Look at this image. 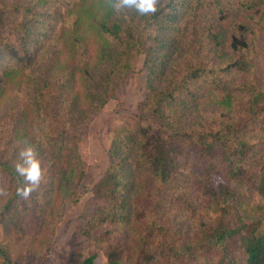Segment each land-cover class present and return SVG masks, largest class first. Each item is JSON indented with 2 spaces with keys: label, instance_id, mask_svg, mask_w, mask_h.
Instances as JSON below:
<instances>
[{
  "label": "trees",
  "instance_id": "obj_1",
  "mask_svg": "<svg viewBox=\"0 0 264 264\" xmlns=\"http://www.w3.org/2000/svg\"><path fill=\"white\" fill-rule=\"evenodd\" d=\"M162 4L141 16L117 14L106 0H0V218L15 227L21 214L37 216L44 227L58 204L79 199L81 130L121 96L124 79L143 72L136 120L113 130L91 189L102 204L80 233L101 246L104 264H264L259 221L232 206L235 184L252 177L264 195V130L246 135L264 116V78L255 73L264 0ZM26 146L45 180L22 200L16 164ZM204 205L211 222L180 234L181 217ZM0 256L11 264L2 244Z\"/></svg>",
  "mask_w": 264,
  "mask_h": 264
},
{
  "label": "rangeland",
  "instance_id": "obj_2",
  "mask_svg": "<svg viewBox=\"0 0 264 264\" xmlns=\"http://www.w3.org/2000/svg\"><path fill=\"white\" fill-rule=\"evenodd\" d=\"M256 34L258 58L255 73L264 78V21L259 24ZM200 41L205 42V38H195L196 44ZM142 73L136 72L124 79L120 86L121 96L108 100L81 130L78 150L85 172L76 188L79 199L73 203L66 201L58 204L54 208L55 217L44 227H41L40 218L37 216L21 214L15 227L0 218V244L10 251L11 264H86L85 259L92 255L95 256L91 264L105 263L101 246L86 239L80 233V228L93 209L102 204V200L91 189L108 164L107 150L114 128L122 124L132 125L136 120V106L142 98L144 88ZM210 112H213L212 105L202 108L203 116L210 115ZM56 113L60 118L61 113ZM55 123L51 122V125ZM263 130L264 116L247 126L246 135L252 139L261 135ZM257 177L258 173L254 175V178ZM251 180L244 184H235L236 194L232 206L244 221L258 220L261 231H264V195L255 189ZM0 187H5L1 175ZM2 197L0 195V203ZM199 210L194 217H181L177 222L180 234L190 236L201 223L211 222L215 212L205 205Z\"/></svg>",
  "mask_w": 264,
  "mask_h": 264
},
{
  "label": "clouds",
  "instance_id": "obj_3",
  "mask_svg": "<svg viewBox=\"0 0 264 264\" xmlns=\"http://www.w3.org/2000/svg\"><path fill=\"white\" fill-rule=\"evenodd\" d=\"M106 3L117 14L134 11L141 16L154 15L163 6L162 0H106ZM18 158L21 162L16 164V171L23 177L24 184L17 188L16 195L22 200H28L32 193L40 190L45 180V170L32 146L23 148ZM4 194L5 189L0 187V195Z\"/></svg>",
  "mask_w": 264,
  "mask_h": 264
}]
</instances>
